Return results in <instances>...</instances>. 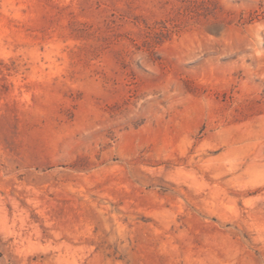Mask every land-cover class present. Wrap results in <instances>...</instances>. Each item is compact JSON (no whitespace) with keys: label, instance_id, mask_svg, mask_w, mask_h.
Returning <instances> with one entry per match:
<instances>
[{"label":"rangeland","instance_id":"1","mask_svg":"<svg viewBox=\"0 0 264 264\" xmlns=\"http://www.w3.org/2000/svg\"><path fill=\"white\" fill-rule=\"evenodd\" d=\"M0 264H264V0H0Z\"/></svg>","mask_w":264,"mask_h":264}]
</instances>
